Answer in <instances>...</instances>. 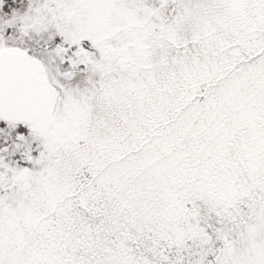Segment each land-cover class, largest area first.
<instances>
[{"label": "snow or ice", "instance_id": "1", "mask_svg": "<svg viewBox=\"0 0 264 264\" xmlns=\"http://www.w3.org/2000/svg\"><path fill=\"white\" fill-rule=\"evenodd\" d=\"M0 264H264V0H0Z\"/></svg>", "mask_w": 264, "mask_h": 264}]
</instances>
